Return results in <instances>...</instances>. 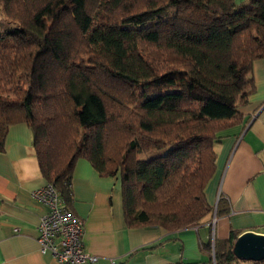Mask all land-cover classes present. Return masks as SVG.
I'll list each match as a JSON object with an SVG mask.
<instances>
[{
	"label": "trees",
	"instance_id": "16d2710c",
	"mask_svg": "<svg viewBox=\"0 0 264 264\" xmlns=\"http://www.w3.org/2000/svg\"><path fill=\"white\" fill-rule=\"evenodd\" d=\"M0 6L12 24L0 31V153L26 124L42 176L66 199L79 159L119 174L130 228L173 232L211 212L218 134L243 122L264 60V0ZM233 240L215 242L205 264H264L236 259Z\"/></svg>",
	"mask_w": 264,
	"mask_h": 264
},
{
	"label": "crops",
	"instance_id": "0c3cea01",
	"mask_svg": "<svg viewBox=\"0 0 264 264\" xmlns=\"http://www.w3.org/2000/svg\"><path fill=\"white\" fill-rule=\"evenodd\" d=\"M252 79L255 91L240 108L243 122L218 134L215 172L204 190L211 212L194 227L170 232L126 226L120 175L101 178L88 161H76L69 196L61 200L82 220L85 249L98 259L94 264H205L213 259L215 242L231 234L235 240L245 233L264 235L263 59L254 61ZM47 185L32 132L23 123L11 126L0 153V264H56L36 241L48 208L32 193Z\"/></svg>",
	"mask_w": 264,
	"mask_h": 264
},
{
	"label": "built area",
	"instance_id": "2783aa9c",
	"mask_svg": "<svg viewBox=\"0 0 264 264\" xmlns=\"http://www.w3.org/2000/svg\"><path fill=\"white\" fill-rule=\"evenodd\" d=\"M32 197L48 208V212L40 218L37 227L36 241L40 252L50 253L56 264L96 263L97 257L85 249L82 220L62 204L61 196L54 187L47 185L34 191Z\"/></svg>",
	"mask_w": 264,
	"mask_h": 264
},
{
	"label": "water",
	"instance_id": "95a60500",
	"mask_svg": "<svg viewBox=\"0 0 264 264\" xmlns=\"http://www.w3.org/2000/svg\"><path fill=\"white\" fill-rule=\"evenodd\" d=\"M231 251L238 260L261 262L264 260V235L245 233L235 240Z\"/></svg>",
	"mask_w": 264,
	"mask_h": 264
},
{
	"label": "rangeland",
	"instance_id": "374dc122",
	"mask_svg": "<svg viewBox=\"0 0 264 264\" xmlns=\"http://www.w3.org/2000/svg\"><path fill=\"white\" fill-rule=\"evenodd\" d=\"M248 1H243V0H237L235 3L236 5H241V3H247ZM12 24H10L6 19L2 11V7L0 6V31L11 27Z\"/></svg>",
	"mask_w": 264,
	"mask_h": 264
}]
</instances>
